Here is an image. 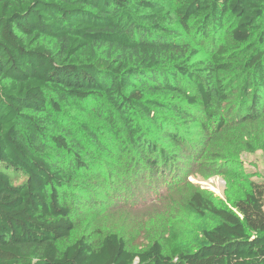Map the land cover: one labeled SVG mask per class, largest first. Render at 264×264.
Masks as SVG:
<instances>
[{
  "label": "trees",
  "instance_id": "trees-1",
  "mask_svg": "<svg viewBox=\"0 0 264 264\" xmlns=\"http://www.w3.org/2000/svg\"><path fill=\"white\" fill-rule=\"evenodd\" d=\"M259 123L264 0H0V264H264V181L230 207L194 191L193 245L110 220Z\"/></svg>",
  "mask_w": 264,
  "mask_h": 264
},
{
  "label": "rangeland",
  "instance_id": "rangeland-1",
  "mask_svg": "<svg viewBox=\"0 0 264 264\" xmlns=\"http://www.w3.org/2000/svg\"><path fill=\"white\" fill-rule=\"evenodd\" d=\"M253 130L254 135L248 140H245L242 135L240 136L237 129L229 131L223 139H214L209 146V152L219 150L222 152L223 158L220 157L213 163L216 169L212 171L211 175L209 174V177H206V167L213 165L210 163L211 161L197 173L188 171L185 182L187 187L181 189V186L180 189L174 191L167 202L154 204L153 201H149L138 208H127L124 211L121 209L110 220H113L116 225L129 221L130 231L140 229L142 233L151 236L154 231L163 235L166 230L174 231L182 225L186 230H191H188L189 234L187 233L183 238L189 240L191 245L195 244L201 239L203 230L207 228L205 224L209 223L210 227L214 222L210 216L208 221L205 219L206 217L195 215L194 210L189 206L190 196L194 191H201L217 204L230 207L232 206L231 201L235 197L244 194L246 189L244 182L251 179L264 181V123L257 124ZM213 157L215 156L213 155ZM213 157L211 160L215 159ZM181 161L179 168L187 170L188 159L184 158ZM10 173L14 176L12 172ZM93 199L92 196L84 198L87 204ZM75 209L77 208L75 207ZM82 212L83 216H87L88 211ZM105 229L113 230L114 228L107 226ZM171 239V232L163 237L167 244L171 242ZM141 243L142 241L138 244Z\"/></svg>",
  "mask_w": 264,
  "mask_h": 264
}]
</instances>
